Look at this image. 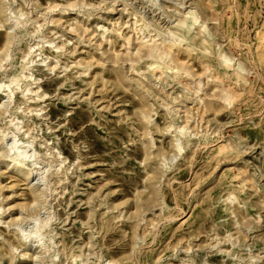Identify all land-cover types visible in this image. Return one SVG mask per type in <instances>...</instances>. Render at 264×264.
<instances>
[{
    "label": "rangeland",
    "instance_id": "374dc122",
    "mask_svg": "<svg viewBox=\"0 0 264 264\" xmlns=\"http://www.w3.org/2000/svg\"><path fill=\"white\" fill-rule=\"evenodd\" d=\"M0 264H264V0H0Z\"/></svg>",
    "mask_w": 264,
    "mask_h": 264
},
{
    "label": "bare ground",
    "instance_id": "6f19581e",
    "mask_svg": "<svg viewBox=\"0 0 264 264\" xmlns=\"http://www.w3.org/2000/svg\"><path fill=\"white\" fill-rule=\"evenodd\" d=\"M5 96H8V93H6ZM12 147H13V145H12L10 148H12ZM21 149H22V148H21ZM18 163H24L23 158H21L20 161H19ZM20 166H21V165L19 164L17 167H20ZM18 169H19V168H18ZM24 174L26 175L25 172H24Z\"/></svg>",
    "mask_w": 264,
    "mask_h": 264
}]
</instances>
